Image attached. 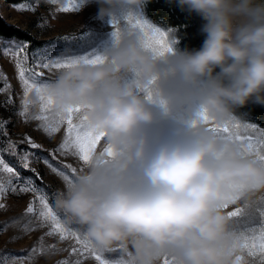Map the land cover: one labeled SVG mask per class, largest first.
Masks as SVG:
<instances>
[{"label":"rangeland","instance_id":"1","mask_svg":"<svg viewBox=\"0 0 264 264\" xmlns=\"http://www.w3.org/2000/svg\"><path fill=\"white\" fill-rule=\"evenodd\" d=\"M200 1L227 42H264V0ZM0 17L33 41L0 37V264H264V128L174 29L139 0H0Z\"/></svg>","mask_w":264,"mask_h":264},{"label":"trees","instance_id":"2","mask_svg":"<svg viewBox=\"0 0 264 264\" xmlns=\"http://www.w3.org/2000/svg\"><path fill=\"white\" fill-rule=\"evenodd\" d=\"M139 1L149 20L175 30L178 52L214 86L220 104L231 114L264 128V77L254 71V65L264 61V42L243 47L227 42L215 31L200 0ZM0 37L33 42L1 17Z\"/></svg>","mask_w":264,"mask_h":264},{"label":"bare ground","instance_id":"3","mask_svg":"<svg viewBox=\"0 0 264 264\" xmlns=\"http://www.w3.org/2000/svg\"><path fill=\"white\" fill-rule=\"evenodd\" d=\"M77 1V5H79V7H82L83 5H85V4H87V2L88 1H92V0H85V1H83L82 3L81 2H78V0H76ZM87 9H89V8H86V10ZM139 23L141 24V25H143V23L141 22V21H139ZM139 27V26H138ZM143 31H145L146 33H148L147 32V30L148 29H146L147 27L145 26V25H143L142 27H140ZM139 28V29H140ZM136 29V28H135ZM135 32V31H134ZM129 33L128 32H126L125 34H124V37H123V40H122V42L120 41V42H118V44H119V46L121 47V49H123V51H128L129 53H131L132 55H135V56H139V55H142L143 57H144V63L146 62L145 60L146 59H152L153 61H155L156 60V58H154L153 57V55H149V54H146V53H144V52H142V49H140V48H137V47H132V46H129L128 45V43H130V40H129ZM146 36V35H145ZM149 36V35H148ZM150 37V36H149ZM140 39H141V37H140ZM148 40V39H147ZM140 41V40H139ZM144 45V44H143ZM134 46V45H133ZM140 47V46H139Z\"/></svg>","mask_w":264,"mask_h":264}]
</instances>
